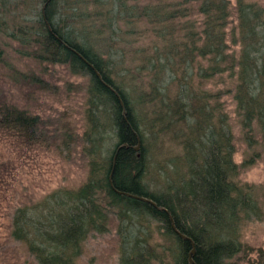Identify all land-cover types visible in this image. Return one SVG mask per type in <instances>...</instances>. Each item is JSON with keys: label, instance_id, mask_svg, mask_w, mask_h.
<instances>
[{"label": "trees", "instance_id": "trees-1", "mask_svg": "<svg viewBox=\"0 0 264 264\" xmlns=\"http://www.w3.org/2000/svg\"><path fill=\"white\" fill-rule=\"evenodd\" d=\"M6 39L36 63L63 66L87 81L86 181L21 202L7 234L12 243L36 264H75L86 239L105 233L114 217L119 264H229L242 255L238 231L259 220L260 205L238 181L233 156L237 138L264 149L262 3L0 0V43ZM126 78H137L141 89ZM108 129L113 141L99 161L100 135ZM165 139L180 147L177 179L152 190L147 153ZM0 140L15 151L50 144L38 117L2 100ZM11 172L0 162V188ZM132 220L162 231H126ZM155 236L159 243H152ZM246 264H264V251Z\"/></svg>", "mask_w": 264, "mask_h": 264}, {"label": "rangeland", "instance_id": "rangeland-1", "mask_svg": "<svg viewBox=\"0 0 264 264\" xmlns=\"http://www.w3.org/2000/svg\"><path fill=\"white\" fill-rule=\"evenodd\" d=\"M258 1L264 5V0ZM3 41L0 43V100L38 117L44 123L50 144H47V150L15 151L8 142L0 140V162L12 167V172L4 178V187L0 188V264H36L22 247L7 238V234L21 202H38L53 191L76 189L86 181L87 160L82 152L87 145L81 139L86 131L87 107L83 89L87 81L86 78L69 75L63 66L36 63L31 59V53L21 49L17 43L7 39ZM125 82L134 90L141 89L137 78L132 83L126 78ZM94 118L98 122L101 120L102 125L105 123L99 114ZM149 118L153 119V116ZM68 136L75 139L74 144L67 142L64 145ZM100 136L102 147L98 155L95 153L99 161L105 157L106 149L113 141L109 129ZM164 142V146L154 142V147L152 145L150 153H147L151 165L146 177L152 190L164 180L177 179L173 163L179 158L180 147L174 141L165 139ZM233 160L240 167L238 181L252 189L261 206L259 220L250 219L238 231L236 240L245 246L244 252L229 263L246 264L256 252L264 251V149H248L237 138ZM131 223V226L125 224L126 231H154L156 226L157 231H162L155 223H150L153 226L148 225L146 229H140L135 220ZM117 227V219L109 218L105 233H94L86 239L75 264H119ZM154 238L152 243H159L156 236ZM250 248L253 250L251 254L247 251Z\"/></svg>", "mask_w": 264, "mask_h": 264}, {"label": "water", "instance_id": "water-1", "mask_svg": "<svg viewBox=\"0 0 264 264\" xmlns=\"http://www.w3.org/2000/svg\"><path fill=\"white\" fill-rule=\"evenodd\" d=\"M136 150H137V148H136Z\"/></svg>", "mask_w": 264, "mask_h": 264}]
</instances>
